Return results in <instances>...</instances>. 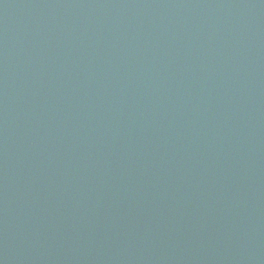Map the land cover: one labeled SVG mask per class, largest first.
<instances>
[{
  "label": "water",
  "instance_id": "obj_1",
  "mask_svg": "<svg viewBox=\"0 0 264 264\" xmlns=\"http://www.w3.org/2000/svg\"><path fill=\"white\" fill-rule=\"evenodd\" d=\"M0 264H264V0H0Z\"/></svg>",
  "mask_w": 264,
  "mask_h": 264
}]
</instances>
